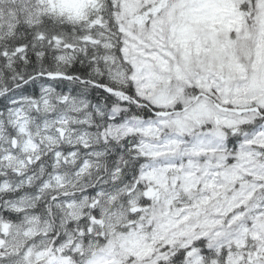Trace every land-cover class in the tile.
Listing matches in <instances>:
<instances>
[{
	"label": "snow or ice",
	"instance_id": "6c2138e0",
	"mask_svg": "<svg viewBox=\"0 0 264 264\" xmlns=\"http://www.w3.org/2000/svg\"><path fill=\"white\" fill-rule=\"evenodd\" d=\"M0 264H264V0H0Z\"/></svg>",
	"mask_w": 264,
	"mask_h": 264
}]
</instances>
